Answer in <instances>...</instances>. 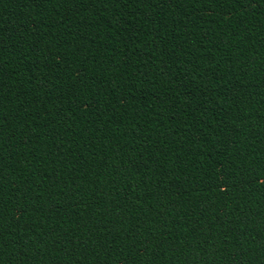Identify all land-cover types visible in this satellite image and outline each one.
<instances>
[{"label": "trees", "instance_id": "obj_1", "mask_svg": "<svg viewBox=\"0 0 264 264\" xmlns=\"http://www.w3.org/2000/svg\"><path fill=\"white\" fill-rule=\"evenodd\" d=\"M0 264H264V0H0Z\"/></svg>", "mask_w": 264, "mask_h": 264}]
</instances>
